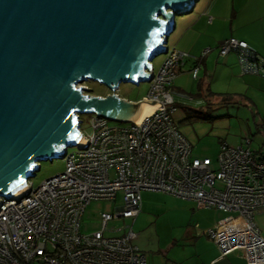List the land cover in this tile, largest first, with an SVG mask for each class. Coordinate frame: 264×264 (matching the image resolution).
<instances>
[{"label": "built area", "instance_id": "2783aa9c", "mask_svg": "<svg viewBox=\"0 0 264 264\" xmlns=\"http://www.w3.org/2000/svg\"><path fill=\"white\" fill-rule=\"evenodd\" d=\"M163 39L167 57L154 72L146 97L161 104L152 115L141 124L132 120L111 125L108 117L95 113L85 124L79 114L86 140L77 144V152L68 154L67 149L64 172L38 186L28 180L20 195L0 197V264H147L132 225L119 230L122 235L106 236L114 220L135 222L144 191L164 192L194 201L199 208L228 213L206 232L221 256L241 251L248 264H264V235L255 221L264 210V160L255 155L250 139L236 146L223 142L217 168L210 158L193 156L191 142L173 119L176 96L181 103L192 100L174 89L176 68L190 55L170 50L169 38ZM219 52L236 53L243 74L264 77V57L246 41L227 38ZM199 69H193L195 77ZM85 84L79 86L90 93ZM120 191L123 204L115 213H102L101 229L83 234L87 206L94 200H116Z\"/></svg>", "mask_w": 264, "mask_h": 264}, {"label": "water", "instance_id": "95a60500", "mask_svg": "<svg viewBox=\"0 0 264 264\" xmlns=\"http://www.w3.org/2000/svg\"><path fill=\"white\" fill-rule=\"evenodd\" d=\"M197 3L0 0V197L23 188L41 161L84 143L79 114L138 124L152 115L161 104L116 91L122 82H150L151 63L168 51L163 38ZM90 80L113 93H85L79 85Z\"/></svg>", "mask_w": 264, "mask_h": 264}, {"label": "crops", "instance_id": "0c3cea01", "mask_svg": "<svg viewBox=\"0 0 264 264\" xmlns=\"http://www.w3.org/2000/svg\"><path fill=\"white\" fill-rule=\"evenodd\" d=\"M175 25L173 45L190 55L183 65L176 68L174 88L192 100L181 103L176 96L179 104L196 108L207 106L209 109V99H215L216 95L228 96L229 101L238 105L237 109L252 111L254 121L260 122L264 136V77L243 74L236 53L221 56L219 52L222 41L235 37L246 41L264 57V0H199L181 24L176 18ZM207 49L209 51L203 55ZM196 66L200 69L195 77L193 69ZM184 201L192 211L190 226L194 221L196 227H188L184 232L188 240L186 250L183 245L181 253L172 256V264H248L241 251L222 257L218 246L206 233L226 217L224 211L199 208L194 201ZM255 221L264 235V210L255 215ZM146 257L147 264H160L155 254L149 253Z\"/></svg>", "mask_w": 264, "mask_h": 264}, {"label": "rangeland", "instance_id": "374dc122", "mask_svg": "<svg viewBox=\"0 0 264 264\" xmlns=\"http://www.w3.org/2000/svg\"><path fill=\"white\" fill-rule=\"evenodd\" d=\"M199 1V0H198ZM191 10V9H190ZM187 10L184 15H178L179 24L186 19ZM175 33H172L168 44L170 50L174 47L173 40ZM167 57V53L158 55L152 62L155 73L160 71L162 64ZM83 84V83H82ZM85 85L90 87L92 95H108L113 91L98 81H87ZM175 89V88H174ZM150 90V82L133 84L122 82L117 93L122 98H127L132 102L144 100ZM215 99H209L211 108H196L177 104V111L173 114V119L178 125L181 133L191 142L193 146V156L208 157L217 168V160L221 149V144L227 142L232 146L239 145L245 139L251 140V148L259 150L264 142L263 133L258 120L254 121L251 110H239L228 96L216 95ZM219 100V102H218ZM92 113H84L81 120L86 124ZM199 116V117H196ZM204 118H200V117ZM111 125H124L122 121L109 119ZM90 130V128H87ZM77 145L68 147V154L77 152ZM40 170L36 175L29 178V183L38 186L43 180L64 172L66 168L65 157L50 159L40 162ZM124 192L120 191L116 200H94L89 204L81 221V232L89 234L102 228L103 212L115 213L116 207L123 204ZM222 211V210H220ZM191 210L185 205V201L174 195L160 191H144L142 193V210L140 216L135 220L118 219L112 221L107 230L106 236L122 235L126 226H133L138 234L135 244L146 254H155L160 264L174 263L173 255L178 256L183 245L188 240L184 232L196 224L191 223ZM225 216L228 213L224 212ZM134 222V223H133ZM115 227L116 231L110 228ZM188 249V248H187Z\"/></svg>", "mask_w": 264, "mask_h": 264}, {"label": "trees", "instance_id": "16d2710c", "mask_svg": "<svg viewBox=\"0 0 264 264\" xmlns=\"http://www.w3.org/2000/svg\"><path fill=\"white\" fill-rule=\"evenodd\" d=\"M196 117H199V116H196ZM200 118H204V117L202 116ZM255 155L258 157V159L264 160V144L259 150L255 151Z\"/></svg>", "mask_w": 264, "mask_h": 264}, {"label": "bare ground", "instance_id": "6f19581e", "mask_svg": "<svg viewBox=\"0 0 264 264\" xmlns=\"http://www.w3.org/2000/svg\"><path fill=\"white\" fill-rule=\"evenodd\" d=\"M25 179H26V177H25ZM25 188H26V185L23 187V188H21L19 191H17L14 195H20L24 190H25Z\"/></svg>", "mask_w": 264, "mask_h": 264}, {"label": "clouds", "instance_id": "9594fccd", "mask_svg": "<svg viewBox=\"0 0 264 264\" xmlns=\"http://www.w3.org/2000/svg\"><path fill=\"white\" fill-rule=\"evenodd\" d=\"M87 82V81H86ZM90 94H91V92H90ZM92 95V94H91ZM29 180V179H28Z\"/></svg>", "mask_w": 264, "mask_h": 264}]
</instances>
